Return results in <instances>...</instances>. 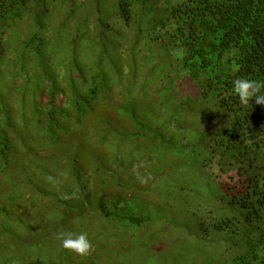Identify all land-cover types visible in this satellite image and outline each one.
Returning <instances> with one entry per match:
<instances>
[{"label": "trees", "instance_id": "1", "mask_svg": "<svg viewBox=\"0 0 264 264\" xmlns=\"http://www.w3.org/2000/svg\"><path fill=\"white\" fill-rule=\"evenodd\" d=\"M240 77L264 82V0H0V166L21 167L37 181L31 188L8 174L11 186L0 179L3 192L13 193L0 205V251L21 228L28 230L20 239L41 235L19 213L21 201L28 204L24 188L41 204L62 201L49 235L61 232L71 210L87 212L71 200L83 172L97 198L82 223L92 243L87 224L96 217L101 241L116 222L146 224L117 200L111 206L120 215L104 212L100 171L157 172L156 157L170 155L180 165L164 163L166 178L184 173L190 181V162L193 199L178 207L186 245L164 227L149 229L153 238L165 230L177 241L165 242L166 257L172 251L183 264H264V105L240 103L233 91ZM152 119H168L169 127L193 122L165 129ZM138 130L143 142L127 143ZM55 159L64 161L57 175ZM6 208L22 216L14 219L18 230L6 227Z\"/></svg>", "mask_w": 264, "mask_h": 264}, {"label": "rangeland", "instance_id": "2", "mask_svg": "<svg viewBox=\"0 0 264 264\" xmlns=\"http://www.w3.org/2000/svg\"><path fill=\"white\" fill-rule=\"evenodd\" d=\"M147 121L165 122L166 124L163 126L165 129H167V127H174L177 124L190 125V122H193L192 120L179 119L173 121V125L169 127L168 119H152V121ZM119 134L121 135V138L123 137L122 139H126L128 133H126L124 136L121 134V132ZM142 134L143 133H141L139 130L134 132V136H130L127 140V143L131 144L134 142L139 144L140 142H143ZM111 141V137L109 139H104V149L107 148V145H109ZM107 151L109 152L110 149H107ZM93 153L95 152L93 151ZM16 154L17 152H13L11 153V156L13 157ZM80 155L82 158H84L87 154L82 152ZM108 155L110 157H114L115 151L109 152ZM61 158L65 160L63 156ZM37 160L41 163L40 158L37 157ZM156 161L162 165L158 168L157 172H152L147 166L135 167V173H133L130 168L127 172L126 169L119 168L114 172L115 177L110 176V171H106L105 169L100 171L102 190L100 191L99 196L101 198L103 194L104 196H108L107 199H101L99 202L103 207L104 212L110 215H120L119 209L114 207L115 203L120 202L129 208L130 212H127V216H141L145 219L146 224L139 226H128L122 222H116V227L118 230H109L108 232L104 233L102 237L103 240L101 241V233L99 230L101 229V223L99 222V218L96 217L95 219H98V221H90L87 224L89 231L88 234L93 238L94 242H91L93 246L92 251L87 256H78L73 252L65 250L61 245V241L57 239L56 234L49 235V230L51 227L50 223L55 221V214L61 212L60 204L62 201L54 198L51 205L46 202L41 204L37 202L36 198H33L29 187L24 188L27 192L24 199L28 201L29 205L32 203V206L35 205V207L29 209V207H27L29 205L21 201L23 205L22 211H19V213H22L23 217L27 219L26 221L31 220V222L27 224H31L33 227L37 226L38 229L41 227V235L33 232L30 233L28 237L20 239V237L23 236L28 230L27 228H21L22 231L19 235L17 234L18 232L15 235H12V239L18 238L17 240H10V238L8 239L6 237L5 243L2 245L4 250L0 251V258L2 257V261H4L3 264H91L93 260H96L97 264H183L184 260L175 259L172 257V251H169L168 258L166 257L167 249L164 244L165 242L171 243L173 246L176 244L177 241L170 242L172 240L171 233L174 234V237L176 236L177 238H180L179 241L181 243L179 246H184V243L185 245L187 244L185 239H188V236L184 237L186 234L180 231L177 227V214L179 213L178 207L186 206L184 203H187L188 198L191 200L193 199L192 190L188 186L189 182L192 183L190 162L184 163V166L188 168V176L191 178L189 181V179L183 178L184 173H177L172 179L166 178L167 175L165 170H163V164L168 161H172L169 163V165L171 163L180 165V162L176 157L170 155L168 157L159 155L156 157ZM63 164L64 161L59 162L58 159H55V175L59 173V168L63 167ZM1 167L2 166H0V179L7 185H12L7 177V174L11 177L12 181H22L25 184V187L31 186V188H33L34 186L35 188V185H37V181L35 180L34 176L21 175V167L20 169H11L9 172H7V167L5 169ZM39 170L40 169L37 170V173H39ZM59 175L58 177H60ZM132 176L134 178H132ZM136 178H139L138 180L141 179V181L138 183V187H133V182ZM77 180L80 183V186L77 188L80 194L77 191L74 192V194L71 195L73 198H71V200H79L83 206L85 205L87 212L77 213L76 210H71L70 214L72 219H70V216H67L63 225L58 227V229H61L60 231L71 232L74 235L84 232V226L82 223L85 221L88 211L95 209V202L97 201V198L94 197V192H91L94 190V187L92 186L91 182L87 183L88 176L86 172L80 174ZM1 181L0 185L2 184ZM117 183L118 186H114L117 185ZM193 184H198V182L195 181ZM3 189L4 184H2V187H0V205L10 203L7 201V195L13 197V193L8 192V194H5ZM12 189L14 188H9V190ZM137 189L138 192L140 191V194L133 193V191ZM109 190H115V193H117L118 196L113 193H107ZM112 202H114L113 206H111ZM187 212L189 213V211ZM189 214L192 213L190 212ZM3 216H9V220L6 221V227L17 228L18 230L20 223H15L14 219H22L21 215L17 214L10 208H6L3 212ZM151 224L157 225L148 228L147 226H150ZM52 226H54V224ZM163 227L166 228L169 233L171 232V235L164 230L162 236L158 235L153 238V235L149 232V229H151V231H158ZM179 232H182V238L178 234ZM8 235L9 234H7V236ZM88 239L90 240L89 236ZM0 240H3V236H0ZM101 243L104 245H101ZM55 245L56 248L62 250L63 252H58L54 247ZM195 264H212V262L206 261Z\"/></svg>", "mask_w": 264, "mask_h": 264}, {"label": "clouds", "instance_id": "3", "mask_svg": "<svg viewBox=\"0 0 264 264\" xmlns=\"http://www.w3.org/2000/svg\"><path fill=\"white\" fill-rule=\"evenodd\" d=\"M264 88V82L249 80L244 77L233 81V91L238 96L242 105L248 106L249 101L255 98L257 105H264V94L261 89ZM57 239L65 250L75 253L78 256H87L92 251V243L88 239L87 233L74 235L71 232H58Z\"/></svg>", "mask_w": 264, "mask_h": 264}]
</instances>
